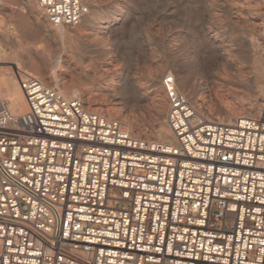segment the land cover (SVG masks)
<instances>
[{
	"label": "built area",
	"instance_id": "built-area-1",
	"mask_svg": "<svg viewBox=\"0 0 264 264\" xmlns=\"http://www.w3.org/2000/svg\"><path fill=\"white\" fill-rule=\"evenodd\" d=\"M78 26L83 0H34ZM0 110V264H264V97L256 116L201 114L162 78L172 143L15 67Z\"/></svg>",
	"mask_w": 264,
	"mask_h": 264
},
{
	"label": "rangeland",
	"instance_id": "rangeland-1",
	"mask_svg": "<svg viewBox=\"0 0 264 264\" xmlns=\"http://www.w3.org/2000/svg\"><path fill=\"white\" fill-rule=\"evenodd\" d=\"M83 1L88 12L81 23L58 27L44 18L34 0H0V55L4 50L12 58L5 64L11 66V76L15 65L30 71L64 94L80 97L89 108L118 118L134 136L150 140H158L160 125L168 127L164 75L173 74L178 89L191 92L205 117H216L208 110L220 107L213 96L215 84L218 92H226L238 82L248 83L247 90L264 83L262 0ZM27 54L35 56L34 64ZM54 69L63 77L58 84L49 78ZM151 77L156 79L153 87ZM120 85H125L124 96L115 92ZM261 93L263 99L264 89ZM244 96L251 98L248 91Z\"/></svg>",
	"mask_w": 264,
	"mask_h": 264
},
{
	"label": "bare ground",
	"instance_id": "bare-ground-1",
	"mask_svg": "<svg viewBox=\"0 0 264 264\" xmlns=\"http://www.w3.org/2000/svg\"><path fill=\"white\" fill-rule=\"evenodd\" d=\"M249 1L258 2V0H249ZM262 3L264 5V0H262ZM117 19L118 18H115L114 20L117 21ZM87 20L90 23H92L93 20H94V18H93V16L88 15L87 16ZM53 25H55V24H53ZM55 26L62 27L63 25H55ZM5 41H7V40H5ZM11 59L12 58L9 56V53H7L6 51L3 50V53H1V55H0V110L5 109V110H8L11 113L14 112L13 114H19V113H22L23 111H25V109H26V102H25L24 96L22 94V91H21V89H20V87L18 85V82H17L14 74L12 73V76L10 75V72H9V69L8 68L11 67V66H6L5 65V64L11 63V61H10ZM26 59H27V61L30 64H34L35 63V56L32 55V54H27ZM15 67H17V66L15 65ZM103 67L105 68V66H103ZM195 68L197 70H199V67L198 66H195ZM105 70H107V68H105ZM111 72H112V70H111ZM213 72L214 71H212V74L214 76H216V74L213 73ZM234 76H236V75H234ZM238 76H239V74H238ZM81 77H82V75L78 76L79 79ZM49 78L54 82V84H58V82H60L63 79L62 75H60V74H58L56 72V69H54V70L51 71V73L49 75ZM116 78H117V81L118 82L121 80L120 79V73L119 72L117 73V77ZM241 78H243V77H241ZM113 81L114 80L111 81L112 82L111 88H114L113 83H115V82H113ZM244 82L243 83H241V82L239 83L238 82L234 87H227L229 89L226 92H218L219 89H217V85L215 84L214 85V91H213L214 92V95L213 96H215L217 98V101L220 103V107H217V108L214 109V107L211 106V107H213V109L210 108L208 110V114L211 115V114L215 113L216 114V117H211L210 116V117H207V118L217 119V120H220V121H232L233 119H236L238 117L237 114H239L241 111L242 112H245L246 114H251L252 116H256L259 113L260 108H261L260 107L261 106V101H262L261 98L263 96L262 93H261V90L264 89V83L263 84H258L256 86H254L251 90H247L248 89L247 86L249 84L247 83L248 84L247 85ZM121 84H123V83H121ZM81 85H83V84H81ZM149 85L151 87H153V86L156 85V79L154 77H151L149 79ZM204 86L205 85L203 83H200L199 84V87L201 89H204ZM54 87H56V86H54ZM124 87H125V85L117 86L115 88V92L117 91V93H119L120 96L126 95V91H124ZM178 90L181 93L185 94L190 100L193 99V100H196L197 101V99H195L192 96L191 92L188 89H186L185 87H183V86L182 87H179ZM246 91H248V93L250 92V97L251 98H246L244 96V92H246ZM213 92H212V94H213ZM70 93L75 94L76 93V89L75 88H72L71 91H70ZM64 95L66 97H75V95H68V94L67 95L64 94ZM191 102L193 103V101H191ZM198 104H199V102H198ZM195 106L197 107V105H195ZM129 128H130V126H129ZM127 131L131 135H133L129 130H127ZM156 135H157V138H158V140L156 139L157 141H161V142H165V143H172V141H173V139H172V133H171V130H170L169 126L167 128H165L162 125H160L159 128L156 130ZM134 137L135 138H139V137H136V136H134Z\"/></svg>",
	"mask_w": 264,
	"mask_h": 264
}]
</instances>
